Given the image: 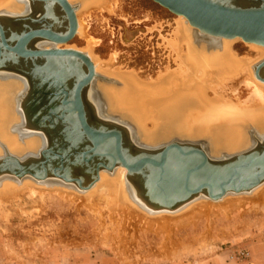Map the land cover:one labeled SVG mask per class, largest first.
Here are the masks:
<instances>
[{
  "label": "rangeland",
  "instance_id": "rangeland-1",
  "mask_svg": "<svg viewBox=\"0 0 264 264\" xmlns=\"http://www.w3.org/2000/svg\"><path fill=\"white\" fill-rule=\"evenodd\" d=\"M115 2L111 4L113 8L110 13L91 10L87 16L85 14L82 17L88 29H86L87 34L98 41L93 53L101 60H108L112 53H116L117 59L115 58L113 68L133 70L144 80L156 78L167 68L174 69L176 56L168 47L166 39L173 37L178 15L152 0H115ZM77 8L76 11L80 7ZM2 12L3 9L0 13ZM194 36L195 43L204 45L205 41L198 40L199 37L195 34ZM83 39L81 33L76 32L67 46L75 48L74 50L84 49L86 41ZM231 46L238 56L256 57V52L240 39L234 41ZM263 60L264 56L254 66ZM253 73L255 74V70ZM97 76L92 83L96 94L95 102L98 105L95 107L106 120L120 127L122 138L127 139L126 136L129 137L131 134L136 144L142 147L158 148L171 141H179L199 144L208 156L215 157L212 154L211 136L195 137L196 134H193L191 129L202 123L205 120L203 118L208 119L209 127H214L225 123L229 116H238L235 113L230 114L231 112L221 114L215 111L206 114L202 112L187 117L158 119L156 128H153V122L148 120L145 127L147 126V129L152 127L151 132L159 134L152 140L151 137L146 136L145 129L133 116L127 112L116 111L118 109L114 107L113 101H110L105 90L110 86L119 88V83L99 73ZM234 80L226 83L225 97L235 100L237 94L241 102H244L249 95L251 96L252 88H247L244 84L238 85ZM235 85H238V88L233 92ZM20 92V86L15 85L14 90L9 91L8 95L9 112L15 121L8 125L7 130L15 137H23L26 134L18 96ZM16 116L19 118L17 119ZM238 118L241 119L239 116ZM247 123L248 121H245L243 124L248 125ZM164 131L168 135L162 136ZM240 132L241 135L243 134V142L246 146L236 151L222 152L217 157L234 155L252 147L254 136L258 134L254 125L246 126ZM40 149L18 154L11 152L0 139V157L5 155V150L9 154L23 158L37 155ZM8 180L12 179L8 178ZM8 180L4 181L6 184L0 186V189L14 188V186L21 188L26 184H32L30 179H22L23 181H19L21 183L18 181L15 183L13 180L17 186L8 183ZM46 182L52 184L49 187L51 189H47L48 191L45 189L42 195L36 193L35 196L30 197L23 194L21 198L0 200V264H207L205 260L210 255L226 252L229 261L254 264L264 257V201L262 200L257 202L250 198L243 206L228 214L212 211L200 217L201 219L198 218L199 220L194 223L171 228L170 232L158 233L155 230H148L139 223L130 222L121 213L111 215L107 208L93 209L81 205L75 198L60 197L55 191L53 193V190H58L59 187V190H66V187H61L66 186L65 183L54 178ZM126 182L129 198L126 200L130 204L127 205L128 203L123 199L125 206L132 205V208L139 212H147L150 207L136 193L133 185H128L127 178ZM132 188L135 190V196L149 207L147 210L143 205L141 207L138 203H134L135 201L129 197ZM69 191L73 192L72 188ZM108 193V187L102 185L99 194L108 195ZM255 195L259 198L258 192L248 196L255 198ZM211 200L199 199L200 202L219 201ZM239 252L245 255L238 256Z\"/></svg>",
  "mask_w": 264,
  "mask_h": 264
},
{
  "label": "water",
  "instance_id": "water-1",
  "mask_svg": "<svg viewBox=\"0 0 264 264\" xmlns=\"http://www.w3.org/2000/svg\"><path fill=\"white\" fill-rule=\"evenodd\" d=\"M47 1L32 0L35 3ZM152 1L183 16L191 27L205 35L238 37L264 47V0ZM53 2L60 5L71 25L63 38L51 32H30L10 45L0 26V70H23L36 62L42 64L44 72L59 73L50 78L40 75V82H32V99L26 98L20 103L24 127L42 134L45 145L37 155L23 158L5 150V155L0 157V180L54 178L74 183L80 190H89L98 181L100 170L113 171L122 166L136 193L147 206L158 211L179 209L197 196L220 200L226 193L249 191L264 182V136L259 134L254 136V149L210 157L199 144L179 141L158 148L138 147L122 138L119 126L100 116H88L92 108L90 103L83 102L82 94L98 77L89 57L74 49L26 50L35 36L65 43L75 35L74 8L67 0ZM64 60H78L84 72L76 77V72L56 66L55 62ZM263 69L264 60L255 69L261 81H264V75L260 74ZM70 167L79 173H72ZM85 172L88 180L83 183L80 175Z\"/></svg>",
  "mask_w": 264,
  "mask_h": 264
},
{
  "label": "bare ground",
  "instance_id": "bare-ground-1",
  "mask_svg": "<svg viewBox=\"0 0 264 264\" xmlns=\"http://www.w3.org/2000/svg\"><path fill=\"white\" fill-rule=\"evenodd\" d=\"M67 1L74 8L77 22L76 32L81 33V36L84 38L83 40L86 41V47L84 49L76 50L89 57L94 66L96 75L99 73L110 77L115 80L114 82L119 83V88L110 86V88L105 90L110 101L112 100L115 105L113 106L118 109L116 111L120 110L127 112V114L129 113L133 116L141 127L145 129L146 136L151 137L152 140L159 136V134L151 132L150 129L152 127L150 129H147V126L145 127V123L148 120H151L153 122H151L153 128H156L158 124L156 120L158 119H170V117L180 116L187 117L194 114L198 115V113L202 112L206 114L211 111L217 113L220 112V114L222 112H231L230 114L235 113L242 119L238 118V116L236 117V115H234L235 117L229 116L230 118L225 123L209 127L210 123L208 119L203 118L205 120H203L202 123L191 129L193 131L192 133L196 134L195 137L211 136L213 143L212 154L215 157L220 156L222 152L236 151L239 148L242 149L245 147L246 144L243 142V134L241 135L240 131L246 126L253 127L254 125L256 132H258L260 136H264V81L259 80L253 73L256 69L254 64L264 56L263 46L254 43H247V45L256 52V57L238 56L233 50L231 44L234 43V41H237V39L243 41L241 38L235 37L227 39L208 34L205 35L196 29H192L188 21L183 16L178 15V19L176 18L177 26L173 33V37L166 39L168 47L176 56V67L174 69L167 68L165 72L156 78L144 80L133 70L125 71L120 68H113L117 56L116 53H112L108 60H101L93 53V49L98 45V41H95L89 34H87V27L86 24L83 23L82 17L85 16V14L87 16L91 10L98 11V13L102 11H107L109 13L112 12L111 10L113 7L111 4L112 2L115 4V0ZM77 7L80 8L76 11ZM27 8L34 11L32 13L33 16L40 14V17H45L48 20V23L59 32L67 30V19L64 16L65 14H62L61 9L53 2V0H48L45 3H35L34 5H32V0H0V11L3 9V13L5 11L16 13L26 10ZM1 20L6 22V19ZM194 34L199 37L198 40L205 41L204 45L195 43ZM44 43H47L50 47H54V45L55 47H59L61 45V43L51 42V40H44ZM55 64L56 66L59 65L58 67H62L65 71L76 72V77H79L80 74L84 72L82 70L83 67L78 60H64L63 62H55ZM260 74L262 76L264 75V69ZM238 79L240 80L237 81ZM233 80L238 85L243 86L244 84L247 88H252L251 96L249 95V98L247 100L245 99L244 102H241L237 94H235V100L225 97L226 83H231ZM17 81L20 82V80L17 79H0V139L5 142V145H7L11 152L22 154L24 152H32L40 149V147L45 145V139L42 134L35 133L31 129L24 128L26 134H24L23 137L12 136V134H9L11 132L7 130L8 125L15 121L9 112L8 95L9 91L14 90L15 85L18 83ZM237 82H240V84ZM25 83L27 84V82ZM238 85H235L233 92H236ZM92 88H94L93 85H91V89ZM91 98L92 97L90 96V99ZM18 109L20 110V108ZM16 118L18 119L19 117L16 116ZM245 121H248V125L243 124ZM166 135H168V133L164 131L162 136ZM70 171L76 174L79 173L76 169H71ZM113 175L116 177L112 178ZM125 175L126 169L122 166L116 167L113 171L102 169L99 172L98 181L89 190H80L74 183L63 182L66 186L62 185L61 187H66L67 189L59 190V187L58 190H53V193L55 191L63 198H75L77 201L79 200L81 205L89 208H107L111 215L121 213L125 219H128L130 222L134 224L139 223L148 230H155L158 233L166 231L170 232L171 228L194 223L198 218L212 211L213 213L224 212V214H228L238 207L243 206L245 201L250 198L252 201H264V182H262L249 191L226 193L222 199L219 201L217 200V203L200 202L199 199L208 198L197 196L179 209L171 211L154 210L156 212H153V209L145 206L144 203L135 196V190L132 188L129 197L132 201H135L134 203H138L141 207L143 205L144 209L147 210L149 208L148 211L151 214H149L148 211H143L142 213L135 208L133 209L132 205H130V207L125 206V201L127 202L129 200L126 191L127 185H125L127 184ZM80 176L83 183L88 180L86 172ZM23 179L32 180V184L35 186H32V184H26L21 188H15V186L14 188H5L4 186L5 189H0V200L3 198L8 200L11 198L12 200L14 198L16 199V197L21 198V195L23 196V194H27L30 197L34 194L36 195V193L42 195L45 189H49L52 185L51 183L48 184V182H46L50 179L36 180L30 177H25ZM7 180L8 178L0 180V186L4 183L6 184L4 181ZM8 181V183L12 185L19 182L14 181L15 183H13V180ZM57 181L61 182V180ZM128 183V185L131 184L130 181ZM15 185L17 186V184ZM102 185L108 187V195L99 194ZM71 188L73 192L69 191ZM255 192H258L259 198L256 195L255 198H253L254 196H248ZM97 196H99V198ZM123 199H125V201ZM129 204L130 203L127 205Z\"/></svg>",
  "mask_w": 264,
  "mask_h": 264
},
{
  "label": "flooded vegetation",
  "instance_id": "flooded-vegetation-1",
  "mask_svg": "<svg viewBox=\"0 0 264 264\" xmlns=\"http://www.w3.org/2000/svg\"><path fill=\"white\" fill-rule=\"evenodd\" d=\"M34 4H35V2H32V5H34ZM56 5H58V4H56ZM58 7L61 9L62 14L63 15L65 14L64 16L67 19L66 20L67 30L64 32H59L57 29H55L53 26H51L50 23H48V20L45 17H42V16L40 17V14L37 16H33L32 13L34 11H31L28 8L26 10L16 12V13H9V12L3 13L2 12L0 14V26H2L4 29V37H5L6 41L8 42V44H10V42L12 43L13 41L18 40L20 38V36L26 35L27 33H30V32H32V33L33 32H51L57 38H63L71 30V25H70L69 19L67 17V14L63 11V9L60 7V5H58ZM1 19H6V22H3ZM59 35H61V36H59ZM44 40L48 41L49 39H47L43 36H35L32 40H30L28 42V45L26 46V50L27 51L49 50L51 48L72 49V48L67 47V43L69 41H67L65 43H61V45L59 47H55V45H54V47L53 46L50 47L49 45H47V43H44ZM51 42H53V41H51ZM43 43H44V45H43ZM4 53H5V51H4ZM41 67H42V64H39V63L37 64L36 62H34V65H33V63H31L30 67L29 68L26 67L24 70H20V69L17 70L14 68H7V69L4 68L5 70L4 69H2L3 71L0 70L1 71L0 72V78L1 79H13V80L17 79V80H20V82L17 81L18 83L16 85H19L21 88L20 95H18L20 98V102H21L22 100H24L26 98L32 99V82H35V81L40 82V79H39L40 75H47L48 78H50L51 75L56 77L59 74V73L53 74V73L44 72L41 70ZM25 79H26V81H25ZM93 81H94V79L92 80V82ZM25 82H27V84ZM91 85H92V83L90 84L89 89L87 90L89 93L85 90L82 94L83 102L86 105L88 103H90V105L89 104L88 105L92 108V109H89L90 112L88 111L87 114H88V116H90V115L98 116V117L100 116L103 119H105L101 115L100 111L95 107L98 105L95 102V95L96 94H95L94 88L91 89ZM90 96L92 97L91 99H90ZM94 104H95V106H94ZM126 137H127V139L125 138V140L130 141L131 143H134V145H136L138 147H142V146L136 144V142L134 141L133 135L130 134L129 137L128 136H126ZM254 142H253L252 147L240 152L239 154L247 152L248 150L252 149L256 145Z\"/></svg>",
  "mask_w": 264,
  "mask_h": 264
},
{
  "label": "crops",
  "instance_id": "crops-1",
  "mask_svg": "<svg viewBox=\"0 0 264 264\" xmlns=\"http://www.w3.org/2000/svg\"><path fill=\"white\" fill-rule=\"evenodd\" d=\"M226 253L212 254L209 256V258H207L205 260V262L207 264H242V263H236L234 261H229L227 259ZM245 264H247V263H245ZM254 264H264V257H262L261 259H258L256 262H254Z\"/></svg>",
  "mask_w": 264,
  "mask_h": 264
},
{
  "label": "built area",
  "instance_id": "built-area-1",
  "mask_svg": "<svg viewBox=\"0 0 264 264\" xmlns=\"http://www.w3.org/2000/svg\"><path fill=\"white\" fill-rule=\"evenodd\" d=\"M244 255H245V253H242V252L238 253V256H244Z\"/></svg>",
  "mask_w": 264,
  "mask_h": 264
}]
</instances>
